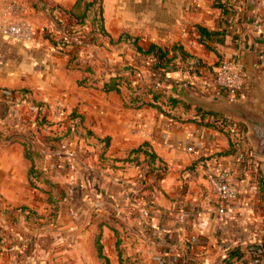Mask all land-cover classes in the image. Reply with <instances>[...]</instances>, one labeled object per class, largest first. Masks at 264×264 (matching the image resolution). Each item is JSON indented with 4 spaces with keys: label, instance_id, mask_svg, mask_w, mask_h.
<instances>
[{
    "label": "crops",
    "instance_id": "0c3cea01",
    "mask_svg": "<svg viewBox=\"0 0 264 264\" xmlns=\"http://www.w3.org/2000/svg\"><path fill=\"white\" fill-rule=\"evenodd\" d=\"M15 1L38 29L66 17L84 44L55 56L59 30L0 35V131L19 124L7 97L41 110L30 143L0 144V264H264V158L242 122L198 105L263 101L264 0H85L81 25L76 0H0V19ZM223 60L244 79L234 96L213 84ZM57 101L76 125L71 165L53 155ZM223 169L234 203L207 185Z\"/></svg>",
    "mask_w": 264,
    "mask_h": 264
},
{
    "label": "built area",
    "instance_id": "2783aa9c",
    "mask_svg": "<svg viewBox=\"0 0 264 264\" xmlns=\"http://www.w3.org/2000/svg\"><path fill=\"white\" fill-rule=\"evenodd\" d=\"M27 6L23 2H11L5 9L0 19V35L10 41L19 42L27 45L36 44V37L39 33L52 36L58 30L65 36L60 40L56 48L51 52L55 56H63L66 53V47L70 44L76 47H82L84 41L82 38L70 41L69 23L66 17L61 19L48 28L38 29L26 18ZM213 84L229 96L239 93L244 86V79L241 74L240 66L232 60L220 61L213 74ZM9 109L6 115L11 119H18V125L12 127L4 126L0 131V144L11 145L17 140L30 143L33 140L31 136V127L40 116V108L34 104L19 103L13 97H7ZM52 119L59 125L63 132L60 136L58 149L53 155L62 159L67 165H71L76 157V149L73 147V133L75 131V121L68 114L59 101L55 102L51 109ZM240 160L244 158L239 157ZM207 185L210 194L221 203H234L238 199V189L233 178V174L228 169L214 171L207 174ZM219 212H223L222 209ZM144 217L148 216L146 210L142 211ZM191 241L197 243V238L192 237ZM154 264H169L164 256L157 255L153 257ZM10 264H16L10 263ZM246 264H257L255 257L250 258Z\"/></svg>",
    "mask_w": 264,
    "mask_h": 264
},
{
    "label": "water",
    "instance_id": "95a60500",
    "mask_svg": "<svg viewBox=\"0 0 264 264\" xmlns=\"http://www.w3.org/2000/svg\"><path fill=\"white\" fill-rule=\"evenodd\" d=\"M198 105L206 112H216L242 122L246 128V138L252 146L253 155L264 158V99L249 108L243 100L232 97L201 99ZM5 105L1 106V111ZM1 118V117H0Z\"/></svg>",
    "mask_w": 264,
    "mask_h": 264
},
{
    "label": "trees",
    "instance_id": "16d2710c",
    "mask_svg": "<svg viewBox=\"0 0 264 264\" xmlns=\"http://www.w3.org/2000/svg\"><path fill=\"white\" fill-rule=\"evenodd\" d=\"M91 3L86 2L85 0H76L73 7L69 11V16L75 21V23L81 25L84 23L85 15ZM201 33H203L204 29H200ZM205 32V31H204ZM206 33V32H205ZM149 50H153V47L150 46ZM152 156L150 155V159Z\"/></svg>",
    "mask_w": 264,
    "mask_h": 264
},
{
    "label": "rangeland",
    "instance_id": "374dc122",
    "mask_svg": "<svg viewBox=\"0 0 264 264\" xmlns=\"http://www.w3.org/2000/svg\"><path fill=\"white\" fill-rule=\"evenodd\" d=\"M71 115V114H70Z\"/></svg>",
    "mask_w": 264,
    "mask_h": 264
}]
</instances>
